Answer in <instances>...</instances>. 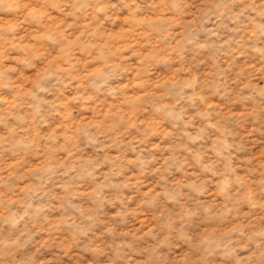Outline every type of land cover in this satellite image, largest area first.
Here are the masks:
<instances>
[{
	"label": "clouds",
	"instance_id": "clouds-1",
	"mask_svg": "<svg viewBox=\"0 0 264 264\" xmlns=\"http://www.w3.org/2000/svg\"><path fill=\"white\" fill-rule=\"evenodd\" d=\"M261 151L264 0H0V264H264Z\"/></svg>",
	"mask_w": 264,
	"mask_h": 264
},
{
	"label": "rangeland",
	"instance_id": "rangeland-1",
	"mask_svg": "<svg viewBox=\"0 0 264 264\" xmlns=\"http://www.w3.org/2000/svg\"><path fill=\"white\" fill-rule=\"evenodd\" d=\"M245 154L247 153H250L251 152V149L250 148H245ZM262 156H264V151H261L260 153ZM239 163L244 166L245 168V172H247V161L246 160H241L239 161ZM130 168H132L133 171H135V167L133 165H129ZM157 174L156 173H149V176H152V177H155ZM132 180L135 182V186L134 188L132 189L133 193H134V196H133V199H135L136 197H138L140 195L139 193V189L141 187H145L147 186L145 183H144V177L143 176H139V175H136V176H133L132 177ZM86 199H85V203H86ZM104 218L106 220H108L109 222H111V218L107 216V214L104 215ZM48 223H54L52 221H48V222H45V221H41V226L46 228L47 227V224ZM136 221L133 217H129V220H128V223L126 225H120L121 228H127L129 230L133 229L134 228V225H135ZM144 221H141V224H143ZM71 237L68 236L67 239H70ZM65 237L61 234V233H58L56 235V240L57 241H60V240H64ZM97 240H100V239H104V237L101 235L99 237H96ZM51 264H59L58 261H56V259L54 258V260L51 262ZM78 264H88L87 261H84L83 258H80L79 261H78ZM93 264H95V262L93 261Z\"/></svg>",
	"mask_w": 264,
	"mask_h": 264
}]
</instances>
